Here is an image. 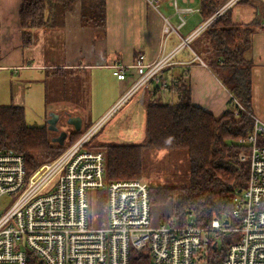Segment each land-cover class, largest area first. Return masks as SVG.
<instances>
[{
    "label": "built area",
    "instance_id": "built-area-1",
    "mask_svg": "<svg viewBox=\"0 0 264 264\" xmlns=\"http://www.w3.org/2000/svg\"><path fill=\"white\" fill-rule=\"evenodd\" d=\"M162 0H147L163 17V38L157 56L147 60L139 54L132 64L111 60L108 64L118 80L130 70L134 81L121 93L113 107L87 128L57 157L28 172L25 156L0 148V264H130L138 253L148 254L151 264H197L209 246L229 237L221 264H264V120L254 113L251 132L236 143L248 151L239 159L248 164L244 188L233 198L231 222L215 216L200 227L192 218L153 224L150 183L144 178L107 179L105 152L90 147L109 119L131 100L143 103V93L154 84L162 89L175 87L178 79H164L177 65V54L236 0L222 5L189 36L179 29L186 16L201 13V7L181 6L194 0H170L179 19L175 27L160 12ZM171 34L181 38L166 51ZM203 66H207L198 55ZM238 104L237 114L247 112ZM262 141V143H260ZM98 191L104 192L105 207ZM104 209L106 214L104 215ZM235 221V222H234Z\"/></svg>",
    "mask_w": 264,
    "mask_h": 264
},
{
    "label": "trees",
    "instance_id": "trees-1",
    "mask_svg": "<svg viewBox=\"0 0 264 264\" xmlns=\"http://www.w3.org/2000/svg\"><path fill=\"white\" fill-rule=\"evenodd\" d=\"M77 1L81 2V20L104 27L106 0H21L19 22L23 33L22 47L33 45L35 31L52 26V22L60 20ZM200 1L203 22L222 6L220 0ZM240 1L243 0L238 2ZM255 31L252 24L234 23L230 8L191 41L190 46L194 52L211 69H215L216 75L229 90L232 99L227 109L220 117H215L209 111L194 105L190 89L184 83V76L178 79V85L168 88L169 92L177 95L174 102L168 99H151L153 93L160 91L159 86L152 87L145 102L143 140L129 143L101 142L97 148L105 152L109 181L143 177L145 149L184 150L189 161L190 183L186 186L150 184L151 205H164L171 201L174 217L179 223L192 218L196 225L206 227L215 216L220 215L231 222L233 198L244 188L248 177L247 164L235 161L234 157L248 151L246 146L237 144L236 139L248 136L254 122L249 114L253 113V61L248 55ZM1 59L0 56V67ZM61 71L62 69H55L53 79H62V84H65L71 79L65 76L58 78ZM65 87L69 90L71 86ZM61 88L63 90V86ZM235 100L247 112L240 111L237 114L238 104ZM48 104L46 99V105ZM127 105L128 103L125 106ZM25 110L23 105L14 103L0 106V148L23 154L28 172L43 163L40 157L46 158V161L57 157L92 125L79 132L72 131L68 142L61 145L51 140L47 123L43 126L28 125ZM237 165L242 168L238 170ZM98 194L101 196L98 203L102 205L104 193L103 197L102 191H98ZM228 238H223L224 244L220 251L213 245L209 246L208 264L222 263ZM130 264H151L150 256L135 254L131 257Z\"/></svg>",
    "mask_w": 264,
    "mask_h": 264
},
{
    "label": "crops",
    "instance_id": "crops-1",
    "mask_svg": "<svg viewBox=\"0 0 264 264\" xmlns=\"http://www.w3.org/2000/svg\"><path fill=\"white\" fill-rule=\"evenodd\" d=\"M222 5L230 0H220ZM236 0L231 5V16L234 23L252 24L255 33L249 59L253 61L251 67V93L253 113L264 120V0ZM21 0H0V56L1 67L13 69L15 74V104L22 103L21 95L34 84H41L47 92V81L54 78L55 69H62L58 78L70 77L66 85L71 86L70 93H84L80 99L64 96L53 100L46 105V111L56 112L59 117L58 131H50L51 140L58 143L62 140V131L68 136L74 130L72 124L66 122L61 128L60 119L66 120L69 116H81L83 130L104 116L118 100L121 93L134 81L135 73L130 70L125 80H118L113 68L108 64L111 60L132 64L139 54H144L147 60L155 58L160 50L163 38V17L148 4L147 0H106V23L104 27L85 23L81 20V2L77 1L67 10L60 20L52 22V26L41 27L35 31L36 39L28 48L22 47L23 33L19 22V8ZM181 6L200 7L201 1L194 0L188 4L180 1ZM164 6L169 14L161 11ZM160 12L168 17L171 23L178 27V17L170 5V0H162ZM203 23L201 13L195 12L186 16V23L179 31L182 37L189 36ZM181 42L176 34H171L166 43V51H172ZM193 50V49H192ZM197 55L194 50L182 49L176 56L179 62L168 69L163 75L164 79L184 76V83L191 92V101L215 117H220L227 109L232 96L226 86L221 82L216 73L207 65L195 60ZM202 60V59H201ZM203 61V60H202ZM204 62V61H203ZM17 75V76H16ZM59 79L58 81H61ZM108 80H111L109 85ZM56 81L55 83H57ZM117 81V88L115 84ZM63 82V80L61 81ZM113 84V85H112ZM108 86L112 87L111 94L107 97L102 110L91 122L87 119L88 105L91 102L92 91L105 92ZM154 84L143 93V103L132 101V106L139 112L145 109V102L150 96ZM160 87V86H159ZM168 99L176 101L177 95L160 88L151 99ZM131 102V103H132ZM137 104V105H135ZM47 106V107H46ZM92 109V106H91ZM48 115H45L47 123ZM91 122V123H90ZM90 123V124H89ZM64 143H67L69 137Z\"/></svg>",
    "mask_w": 264,
    "mask_h": 264
},
{
    "label": "rangeland",
    "instance_id": "rangeland-1",
    "mask_svg": "<svg viewBox=\"0 0 264 264\" xmlns=\"http://www.w3.org/2000/svg\"><path fill=\"white\" fill-rule=\"evenodd\" d=\"M161 11L165 14H169V11L166 7L162 6ZM180 22L179 19L173 20V23L176 24ZM168 40V39H167ZM216 74L215 69H212ZM15 68L5 69L0 68V106H5L11 103H14L15 91L13 83H15ZM54 75V74H53ZM17 76V75H16ZM52 79L47 81V96H45V90L43 85L34 84L30 89L26 90L22 97L21 104L25 107L26 111V120L30 126H43L45 125V115L50 117V110L46 111L45 103L48 99L49 103L54 102L58 98L64 96L68 98H77L80 99L84 96V93H70L71 87L68 90L65 84H62V80L54 81ZM115 88H117V81H115ZM109 85H111V80H108ZM113 85V84H112ZM58 86V87H57ZM63 86V90L62 87ZM105 89V92H97L94 88L92 91V105L91 102H84V105H88L87 119H90L91 122L95 119L96 115L102 110V106L106 103L107 97L112 92V87L108 86ZM162 100V98L160 97ZM54 100V101H53ZM135 99L131 100L127 106L122 107L118 112L112 116L111 119L107 122L103 129L100 130L98 135L95 137L90 147L97 149L101 142H137L142 141L143 136V120L144 112L143 107L139 112L134 104ZM136 101V100H135ZM132 102V103H131ZM137 105V104H135ZM92 106V109H91ZM47 107V106H46ZM97 118V117H96ZM90 122V123H91ZM89 123V124H90ZM59 125L61 128L65 127L66 119L62 117L60 119ZM68 141V140H67ZM42 158L41 161H46V158ZM235 161L246 163L239 159V157H234ZM144 162H145V172L144 178L154 186H186L190 183L189 177V161L187 154L184 150H157V149H145L144 151ZM247 164V163H246ZM246 166V165H245ZM248 166V164H247ZM238 170L242 167L236 166ZM245 180V179H244ZM246 181V180H245ZM245 183V182H244ZM102 192V197H103ZM7 201L0 204V208L4 209L7 205ZM106 203L102 205L105 207ZM106 214V209H104V215ZM151 215L153 224H166L169 220L174 219L173 206L170 201L164 205H152L151 206ZM224 240L218 242V249L222 248ZM208 256L204 255L203 259L197 264H208Z\"/></svg>",
    "mask_w": 264,
    "mask_h": 264
},
{
    "label": "water",
    "instance_id": "water-1",
    "mask_svg": "<svg viewBox=\"0 0 264 264\" xmlns=\"http://www.w3.org/2000/svg\"><path fill=\"white\" fill-rule=\"evenodd\" d=\"M60 115H58L56 112H51L50 117L47 119V128L49 131H58L60 127L58 126ZM67 123H70L73 125L74 130L76 132L81 131L82 126V118L81 116H69V118L66 120ZM68 136V132L65 130L62 131V140L59 142L61 145L64 144L65 138ZM191 214V212H189ZM219 218H222L220 215ZM227 223V220L225 221ZM215 247V246H214Z\"/></svg>",
    "mask_w": 264,
    "mask_h": 264
}]
</instances>
